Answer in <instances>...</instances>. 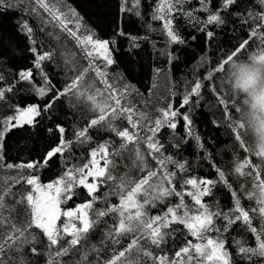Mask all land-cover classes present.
<instances>
[{
	"label": "snow or ice",
	"instance_id": "6c2138e0",
	"mask_svg": "<svg viewBox=\"0 0 264 264\" xmlns=\"http://www.w3.org/2000/svg\"><path fill=\"white\" fill-rule=\"evenodd\" d=\"M88 7L0 0V264H264V0Z\"/></svg>",
	"mask_w": 264,
	"mask_h": 264
},
{
	"label": "trees",
	"instance_id": "16d2710c",
	"mask_svg": "<svg viewBox=\"0 0 264 264\" xmlns=\"http://www.w3.org/2000/svg\"><path fill=\"white\" fill-rule=\"evenodd\" d=\"M76 2L84 5V10L90 13V16H86V19L89 20L90 24H94L98 21L99 19L98 16L91 14V13H95L96 9L94 7L92 8L88 7V0H76ZM18 17H19V13L17 14V16H0V21L3 22L5 28L11 29L12 23ZM199 47H200L199 41L194 42L192 44V48H190L187 52H184L182 54V59L186 60L187 62L177 63L174 67L170 69V74L176 77L186 75L187 72L189 71L188 62L191 61V57L195 54L193 53L192 49L199 50ZM137 60L139 61V63L135 66L136 78L137 81H140V85L138 86H140L141 91H143V87L150 82L149 81V76L151 75L150 65L153 67H166V65H164L163 63L152 64V61L149 60L147 54L144 55L143 59L137 57ZM133 82L135 83L136 81ZM158 83H160V87L162 89L163 84L159 81ZM198 123L200 124V130L203 135H207L213 138L218 137L220 139H224V135L217 133L209 124H207L204 118H202L201 121H199ZM18 136L19 133L17 134L16 138H18Z\"/></svg>",
	"mask_w": 264,
	"mask_h": 264
}]
</instances>
